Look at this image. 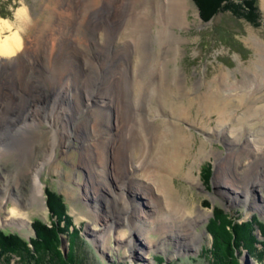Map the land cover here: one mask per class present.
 <instances>
[{"label": "bare ground", "instance_id": "obj_1", "mask_svg": "<svg viewBox=\"0 0 264 264\" xmlns=\"http://www.w3.org/2000/svg\"><path fill=\"white\" fill-rule=\"evenodd\" d=\"M111 1V5L106 6L104 0H87L85 6L80 0L55 2L44 9L48 16L40 25L32 21L27 7L17 12L23 24L18 27L0 16V58H5L6 62L0 79L8 75V72L4 74L8 66H16L11 58L19 59L13 79L19 80L17 83L23 86L22 90H28V95L22 96L17 93L18 89L15 91L0 83V167L4 159L18 162L22 172L32 177L28 203L42 210L45 194L41 174L47 167H52L63 148H72L75 141L80 144L79 166L87 171L84 183L86 196L91 194L93 203L104 202L106 205L100 219L104 222L103 232L118 233V250H123L128 258H136L138 245L147 251L158 249L167 252L170 245H175L176 251H196L205 235L197 227L209 213L202 209L197 213L193 204L180 200L174 193L171 182L174 175L193 177L191 166L188 173L182 167L189 156L187 134L178 123H173L175 120H187L189 108L181 101L180 87L178 91L174 90L180 80L174 75L175 70H171V79L164 69L171 62V52L176 53V40L167 36L166 28L169 24L176 27L183 22L184 0H163L155 6L146 0H131L130 4L126 0ZM153 24H163L165 29L156 55L149 51L148 29ZM35 27L37 32H34ZM27 33L30 40H27ZM95 49L98 66L92 61L94 56L91 59L85 55ZM46 51L48 58L44 62L48 68L45 71L50 77L48 74L41 76L37 71V67L44 63L42 53ZM100 54L105 55L101 61ZM79 58L89 67L94 65L85 73L83 71V80L77 77L81 64ZM166 78L169 81L164 85ZM157 79L159 86L154 82ZM34 81H40V84L31 86V91L29 86ZM35 92L42 93V96ZM172 92L176 93V98ZM249 92L244 90L238 101L224 94L209 96L204 102L207 113L226 114L225 110H230V101H233L232 107H243L247 114L252 115L253 122L248 128L262 126L264 106L258 109L247 107L251 105L249 101L264 100L263 88L257 99L252 97L257 91H251V96H248ZM168 95L173 101L168 99ZM177 98L179 100L175 101ZM42 99L46 102L41 103ZM167 114L172 115V122H157L156 116ZM151 125L157 128L153 129ZM40 131H43L44 139L37 135ZM173 136L175 141L171 140ZM256 142L264 143V139ZM262 145L256 150L252 148L254 153L246 148L241 155L229 152L226 166L230 169L222 171L225 178L223 175L219 177L218 186L242 193L244 201L249 199V193L264 187ZM41 146L44 155L37 159L36 153ZM117 153L122 155L123 163L126 160V165H131L135 171L140 170L143 179H139V175L137 178L135 171L131 176L123 174L120 164L115 162ZM233 170L237 176L228 180L226 173ZM14 174L0 180V190L4 192L0 205L6 202L7 206L12 202V214L21 215L25 213L11 197V192H16L21 185L19 173ZM110 180L117 184L118 191L114 194L110 190ZM144 181L150 182L149 186H145ZM106 190L110 192L111 199L103 196ZM127 193H131L130 200ZM222 193L227 197L228 192ZM227 199L231 201L232 198L228 196ZM259 209L264 211V206ZM21 218L19 226L24 227L28 220ZM136 220L147 227V220H150V229L141 227L133 230L131 225ZM144 235L147 240L142 245L140 236ZM105 241L98 239L97 244H105Z\"/></svg>", "mask_w": 264, "mask_h": 264}, {"label": "rangeland", "instance_id": "obj_2", "mask_svg": "<svg viewBox=\"0 0 264 264\" xmlns=\"http://www.w3.org/2000/svg\"><path fill=\"white\" fill-rule=\"evenodd\" d=\"M61 1L62 0H0V11L7 14L4 19L7 18L6 20H10L15 27H18L22 23L18 19L17 12L19 9L27 7L30 11L32 21H37L38 25H40L45 23L48 16L47 13L44 12V9L53 6L55 2L61 3ZM86 1L87 0H80L81 3L83 2L82 5L84 4V6ZM129 1L131 2V0H126V2L130 4ZM146 1H150V5L152 6L163 2V0ZM240 1L241 0H230L232 3H238ZM111 3V0H104L105 6L111 5ZM184 4L183 22L176 27L169 24L166 28L167 36L172 40H176V43L174 42L176 53L171 52V62L168 67L164 69L168 72L171 79L173 77V72L171 73V70L174 69V75L180 79L179 82L177 81L178 84L174 90L178 91L180 87L181 95L183 94L181 101L189 108V110L187 109L188 118L187 120H175V122L173 121L172 115L167 114L161 117L156 116V119H158L157 122L168 120L169 122L173 121V123H178L179 127L182 131L184 130V133L186 132L185 134H187L188 137L187 148L189 149V156L184 161L182 167L188 173L190 172L191 166L193 177L189 178L184 175H174L171 179L173 184H171L174 185V193L180 200H185L187 203L193 204L196 212L202 209L207 210L209 213V216L197 227L199 232H205L204 238L201 240L198 249L196 251L190 250L182 252L176 251L174 248L175 245H170L167 252L158 249H148L147 251V249L138 245L136 246L138 249L136 258L135 256L128 258L125 256L123 250H118V233L113 232L111 234L107 231L103 232L104 222L100 219L101 215L104 214L103 212L105 211L106 205L104 202L93 203V201L90 200L92 197L91 194L88 197L86 196L87 191L84 183L87 179V171L79 166L81 159L79 150L80 144L75 141L72 142V148L67 150L63 148L58 154L57 160L54 161V166L52 165L50 168L47 167L41 174V180L44 182L45 194L44 207L42 210L28 203L32 191V177L22 172L17 161L4 159L0 167V173L2 174L0 180L6 179L15 172L19 173L21 185L19 189L16 188V192H11V197L16 200L20 209L25 214H12V202H9L7 206L6 202L4 205L1 204L0 229L3 232L19 235L27 241L30 248H32L30 240L34 236V229L32 227L33 221L39 220L48 225L50 221L53 220L47 204V195L49 192H54L59 195L62 203L65 205L66 214L71 217L74 226L78 229L79 238L75 246V264H213L214 258L211 254L212 236L207 230V225L209 220L213 217V212L220 210L237 222L250 220L253 216L264 222V211L259 209L261 206H264V187L257 189L255 193H249V199L244 201L242 193H234L235 191L219 187L217 184L219 177L223 175L222 178H225V174L222 171L230 169L226 166L228 159L227 154L229 152L241 155V151L246 148L254 153L259 145L264 144L256 142L260 139L263 141L264 139V122L262 126L256 125L253 129L250 126L248 128L247 126L253 122L250 118L252 115L247 114L243 107H232L234 104L233 101H230L232 105L229 108L230 110H225L226 114L222 115L216 112L210 115L207 113L208 108L205 107L204 103L209 96L217 97L223 96V94L225 97L231 96L233 100L238 101L239 96L244 90H246V92L250 91L248 96H251V91H257L252 95V97L257 99L260 95L259 91L261 88H263L264 91V0H255L259 13L257 23L255 24L249 23L241 16H235L231 10L225 8H222L210 20L204 21L199 15L198 7L194 0H184ZM113 17H116V14H114ZM164 30L163 24H161V26L153 24L148 29L150 33L149 40H151L149 51L152 55H156L159 51L161 43L160 38L164 36ZM37 31L35 27L34 32ZM29 35L30 34L27 33V40H30ZM79 52L81 53V50ZM95 52L96 49L90 51L88 54L86 52L85 54L87 58L91 57V59L94 56L92 59V61L95 62L94 65L97 64L95 61L97 57L96 54H94ZM43 53L46 54L44 55ZM43 53L42 63L48 58L47 51ZM85 55L82 54L81 56L85 58ZM102 55L105 56L104 54H100V61L103 57ZM4 59L5 58H0V73L5 69L4 66L6 62L4 63ZM18 60L11 58V61L16 64V66H8L9 69L7 68L4 72V74L8 72V75L1 78L0 83L6 84V86L8 85L7 87L10 89L13 88L12 90L17 91L18 89L17 93L19 92L22 96H27L28 94L26 93L28 90L24 88L25 91L22 90L21 87L23 86L17 83L19 80L15 81L13 79L14 72L17 70ZM78 62H81L80 58ZM84 62L82 61L81 64L79 63L80 71L78 75L76 74L77 77L82 80L84 75L83 71L85 73L87 68L94 67V65H90L89 67V65L87 66ZM45 64L46 62L37 67V71H40L41 76L43 75L44 77L49 75L45 71L48 68ZM42 71L44 73H42ZM50 72L55 73V71L51 70ZM156 78H158V75H156ZM157 81L158 79L154 82L158 85L159 82ZM167 81H169V78L164 80V85H167ZM36 82L34 81L32 85L29 86L31 91V86L40 84V81ZM51 91L53 92L54 90ZM35 94L39 95L40 92H35ZM171 94L176 98L175 92ZM40 95L42 96V93ZM167 97L173 101L170 95ZM178 100L179 98L175 101ZM219 100H221V98ZM42 102L45 103L46 101L42 99L41 103ZM253 102L255 103L253 104ZM253 102L249 101L251 105H248V103L247 109L251 106L257 109L264 106V100H254ZM256 112L258 113L260 110ZM27 121L28 119H26L25 122ZM155 125H151L153 129L156 127ZM42 133L43 131L37 132V135H40V137L44 139ZM174 139L175 136H173L171 140L175 141ZM247 141H249V144H247L248 146H246ZM121 147H124L123 144H121ZM252 148L255 150H252ZM43 150L42 146L38 148L36 153L37 159L43 158ZM200 150H203V152ZM64 151H68L67 154H64ZM115 162L120 164L123 174L125 173L131 176V174L134 173L135 168L131 167V165H126V160L125 163H123L122 155L117 153ZM224 167H226V169H224ZM205 168L210 172L206 180L202 176ZM135 172L137 173V178L140 177L139 179H143L140 175V170H136ZM226 174L228 180L233 176H237L235 170ZM110 181H112L110 182V190L111 193L114 194L118 191L117 184L115 180ZM144 184L145 186H149L150 182L144 181ZM3 189H5V187H3ZM2 191L0 190V199L4 196V192ZM222 192H228L227 197L229 196L232 199L237 196V199H231L230 201V199L224 197ZM103 194L104 197L111 199L109 191L106 190ZM19 195L20 198H18ZM126 196L130 200L131 193H127ZM136 202L141 203L139 199H136ZM142 202L144 203L143 199ZM95 207L97 208L95 209ZM21 217L28 220L27 222L25 221L24 227L19 226L21 224L20 221H22ZM147 221L148 227L144 225L142 221L136 220L135 223L131 225V228L135 231L141 227L149 230L150 220ZM154 234L158 233L155 232ZM254 235L257 238V249L254 250L253 248L252 251H249L248 248L241 244L235 248V253L238 258L237 264H264V246L261 244V242H264V237L257 228L254 230ZM145 237V235L140 236V238H142L140 241L142 245L146 244L145 241L147 238ZM155 237L160 238L156 235ZM101 238L106 240L105 244H97V240ZM71 239V235L61 234L63 244L60 246V250L61 252L63 250L65 251V254H63L65 256L69 251V241ZM145 253L148 254L146 255ZM145 256H147L146 259ZM33 263L32 261H22L19 257H12L10 262L0 261V264Z\"/></svg>", "mask_w": 264, "mask_h": 264}, {"label": "trees", "instance_id": "obj_3", "mask_svg": "<svg viewBox=\"0 0 264 264\" xmlns=\"http://www.w3.org/2000/svg\"><path fill=\"white\" fill-rule=\"evenodd\" d=\"M194 2L204 21L210 20L222 8L231 10L235 16H241L251 24L257 23L258 20L259 13L255 0H241L238 3H232L230 0H194ZM6 15L0 11L1 17L5 18ZM209 173L205 168L202 173L205 180L208 179ZM47 196V204L53 220L48 225L39 220L33 221L34 236L30 240L32 248L19 235L5 233L0 229V261L10 262L12 257H19L20 260L32 261L33 264L76 263L75 246L79 238L78 229L74 226L71 217L66 214L65 205L59 195L49 192ZM256 228L264 237V222L254 216L250 220L237 222L220 210L213 212V217L207 225V230L212 236L213 264H237L235 248L240 244L249 251L253 248L257 249V238L254 235ZM61 234H69L72 238L66 256L60 250ZM261 244L264 246V242Z\"/></svg>", "mask_w": 264, "mask_h": 264}, {"label": "water", "instance_id": "obj_4", "mask_svg": "<svg viewBox=\"0 0 264 264\" xmlns=\"http://www.w3.org/2000/svg\"><path fill=\"white\" fill-rule=\"evenodd\" d=\"M62 244H63V242H62V240H61V246H62ZM62 252H63V254H65V251H64V250H63ZM64 256H65V255H64Z\"/></svg>", "mask_w": 264, "mask_h": 264}]
</instances>
